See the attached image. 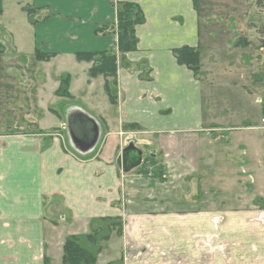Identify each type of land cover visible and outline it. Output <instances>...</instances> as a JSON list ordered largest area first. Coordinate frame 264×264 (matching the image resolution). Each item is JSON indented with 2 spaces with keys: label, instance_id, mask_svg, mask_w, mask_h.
I'll return each instance as SVG.
<instances>
[{
  "label": "crops",
  "instance_id": "1",
  "mask_svg": "<svg viewBox=\"0 0 264 264\" xmlns=\"http://www.w3.org/2000/svg\"><path fill=\"white\" fill-rule=\"evenodd\" d=\"M36 1L35 9L55 15L60 8L86 15L84 30L56 21L40 29L49 34V53L61 40L83 37L82 48L72 51H112L117 72L114 82L108 79L112 101L105 78L89 76L91 63H84L82 79L70 75L69 94L79 104L64 107L60 127L0 124V264H63L67 238L89 234L92 222L104 218L120 226L100 243L95 264H264V206L204 207L200 190L183 184L201 169L186 162L200 163L210 140L260 129L205 92L223 87L219 81L249 92L259 79L256 60L225 53L237 47L233 33L225 37L230 27L217 21L221 15L226 24L219 11L226 3L235 11L232 0ZM118 3L135 4L143 14L136 49L126 54L117 48ZM244 9L238 25L247 28ZM101 25L107 29L97 34ZM185 46L199 51L197 75L174 56ZM84 104L88 109L73 113ZM49 129L60 131L44 136L50 140L43 146L37 131ZM214 157H204L209 174Z\"/></svg>",
  "mask_w": 264,
  "mask_h": 264
},
{
  "label": "rangeland",
  "instance_id": "2",
  "mask_svg": "<svg viewBox=\"0 0 264 264\" xmlns=\"http://www.w3.org/2000/svg\"><path fill=\"white\" fill-rule=\"evenodd\" d=\"M50 1L53 5L58 2V0ZM230 3L236 6V10H231L226 3L227 8H222L219 12L223 16H228V21L226 24L223 23L225 19L220 15V20L217 22L220 26L226 25L224 29L227 31L230 27L231 32L225 37H231L233 33L232 43L230 42L233 47L238 40L250 41L249 46H251L248 50L237 49V47L231 49L230 53H225L230 54L234 61L240 58L256 60L253 62L257 63L253 69L258 72L259 79L254 83L255 91L248 92L243 89V92H239L230 84L227 90L224 87L225 81H219L223 87L208 88L205 92L211 94L212 98L220 101L221 104L227 101L229 114L234 108V114L243 111L246 113L245 118L247 117L251 124L258 125L264 106L255 103L256 97L264 102V0H232ZM35 4H37L36 0H0L2 9L0 14V124L4 128L6 126L10 129L24 130H29V127H35V130L47 127L57 128L64 122L65 117L62 112L64 107L68 104H79L75 103L70 94L69 97L65 96L63 90L58 92L62 96H58L56 92L61 80L67 76L70 77L68 93L72 76L78 74L77 78L82 79L80 71L87 62H79L77 53L72 49L82 48L81 44L86 41L83 37H80L79 41L76 40L75 44L61 40L57 44L58 50L49 53L44 47L47 46L49 34L43 36L40 29L56 21L57 26L64 23L84 30L86 26L82 25V22H86V15L84 11L72 12L63 8L58 9V15L48 8L35 11ZM244 6L248 15L247 28L238 25H241L238 20ZM246 30H250L251 33ZM231 78L239 80L236 76ZM81 86L84 88L83 83ZM78 95L81 94L78 93ZM81 106L77 105L73 113H82L81 108L88 109L86 104ZM58 131L60 129L37 132L44 137ZM44 138L43 146H47L50 138ZM217 138V140H210L212 145L206 146L205 155L201 156L200 163L186 162L195 167L199 166L201 169L198 172L199 175L191 179L193 181L183 182L185 188L188 189L192 185V188L200 190L199 197L204 207L213 206L216 202L219 206L233 203L234 206L250 208L251 204L256 205L258 201L260 206H264V129L243 132V135L235 137L225 135ZM158 153L157 151L156 154ZM215 154V168L209 174L202 167L209 161L204 157ZM173 184L176 183L173 182ZM195 194L194 192V196ZM184 197L191 200V194H184Z\"/></svg>",
  "mask_w": 264,
  "mask_h": 264
},
{
  "label": "trees",
  "instance_id": "3",
  "mask_svg": "<svg viewBox=\"0 0 264 264\" xmlns=\"http://www.w3.org/2000/svg\"><path fill=\"white\" fill-rule=\"evenodd\" d=\"M39 9H35L37 11ZM116 28H117V48L119 53L126 54L136 49L137 39L135 36V27L143 21V14L139 7L132 3H118L116 4ZM29 11V10H28ZM2 9L0 8V14ZM31 17L30 12H28ZM29 20L33 22L30 18ZM107 29L106 25H101L97 30L98 33H103ZM235 47H247L249 42L244 40L236 41ZM174 56L179 64L187 66L196 75L199 73L200 56L199 51L190 47H182L174 50ZM79 62H88L92 66L89 70L90 77L103 76L105 78V91L109 98L113 99L111 95V88L108 79H114L117 72V57L112 51L104 52H78L76 54ZM69 76L61 80L60 86L56 92L58 96L59 91H64L65 96L69 97L67 91L69 87ZM71 96V95H70ZM159 178H162V172H159ZM260 201L256 203L258 206ZM117 219H96L92 222L91 232L87 235L71 236L67 238L63 247V264H95L97 255L101 250L100 243L104 242L113 230H117L120 223ZM102 230V231H100ZM103 232V233H100Z\"/></svg>",
  "mask_w": 264,
  "mask_h": 264
},
{
  "label": "built area",
  "instance_id": "4",
  "mask_svg": "<svg viewBox=\"0 0 264 264\" xmlns=\"http://www.w3.org/2000/svg\"><path fill=\"white\" fill-rule=\"evenodd\" d=\"M259 104H263L261 100L258 101ZM260 128L264 129V107L262 109V115L260 119Z\"/></svg>",
  "mask_w": 264,
  "mask_h": 264
},
{
  "label": "water",
  "instance_id": "5",
  "mask_svg": "<svg viewBox=\"0 0 264 264\" xmlns=\"http://www.w3.org/2000/svg\"><path fill=\"white\" fill-rule=\"evenodd\" d=\"M94 146V144L92 145V147ZM138 157H141V153L138 154Z\"/></svg>",
  "mask_w": 264,
  "mask_h": 264
}]
</instances>
